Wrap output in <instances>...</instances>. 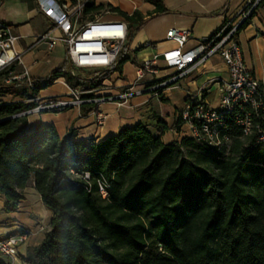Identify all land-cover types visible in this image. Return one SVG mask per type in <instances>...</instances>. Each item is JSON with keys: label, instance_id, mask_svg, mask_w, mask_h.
<instances>
[{"label": "trees", "instance_id": "16d2710c", "mask_svg": "<svg viewBox=\"0 0 264 264\" xmlns=\"http://www.w3.org/2000/svg\"><path fill=\"white\" fill-rule=\"evenodd\" d=\"M146 1L155 14L168 12L161 0ZM102 7L88 0L81 19ZM112 8L128 22L127 38L144 22L137 11ZM121 63L120 51L114 67L84 78L71 75L66 59L45 79L33 80L32 89L24 79L4 82L15 66L0 72V93L12 98L0 99V195L14 208L33 186L52 212L43 240L27 247L24 261L264 264V144L243 138L237 128L226 131L229 142L220 147L186 136L164 142L163 121L157 134L139 123L101 141L75 140L72 129L60 136L52 124L26 130L27 115L19 113L36 102L25 98L58 77L70 86L95 87ZM182 122L178 116L175 128ZM99 181L107 184L106 197Z\"/></svg>", "mask_w": 264, "mask_h": 264}, {"label": "crops", "instance_id": "0c3cea01", "mask_svg": "<svg viewBox=\"0 0 264 264\" xmlns=\"http://www.w3.org/2000/svg\"><path fill=\"white\" fill-rule=\"evenodd\" d=\"M0 1V19L7 23L17 36L13 50L19 54V61L12 65L16 71H9V75L21 73L26 69L32 80L45 79L67 59L65 46L58 43L49 49L45 42H36V37L44 33L49 26V19L37 11L36 0ZM103 2L118 7L128 15L137 11L139 17L144 20L123 44L125 49L120 69L112 71L103 80V84L108 87L98 92L117 94L125 86L135 82L136 69L145 59L174 46L171 41L165 40V34L170 28L187 29L190 37L185 48L194 47L217 30L225 20L233 19L246 0H161L168 10L163 14H155V6L146 0H94L95 4ZM92 18L80 20L84 22ZM235 40L242 49L245 65L261 85H264V8L255 9L251 19L237 32ZM156 66L158 77L171 72L170 68H165L161 56H158ZM87 70V75L96 71L93 68ZM74 71L76 75H80L75 69ZM149 78L150 76L146 75L134 88L145 87ZM214 78H228L227 69L218 55L210 56L168 86L156 91L144 90L131 96L124 105L112 100L103 102L98 107L82 105L58 112L30 114L27 116L26 130L31 131L38 124H52L60 136L72 129L75 140L101 141L124 127L139 123L145 125L153 134H157L158 121H163L167 130L161 135V139L164 142L179 141L184 136L189 137L186 123L182 122L175 128L179 113L188 102L194 103L202 99L208 105H216L218 93ZM69 86L63 77H58L40 88L36 96L44 98L66 94ZM0 99L8 102L12 98L10 94L1 92ZM97 109L105 114L102 125H98L96 121ZM51 216V210L43 204L33 186L24 188L23 198L14 208H7L3 196L0 195V238L14 235L21 229L27 231L25 241L19 245L17 256L10 258L0 254V260L6 264H28L23 259L27 247L37 245L43 240L45 232L49 229Z\"/></svg>", "mask_w": 264, "mask_h": 264}, {"label": "built area", "instance_id": "2783aa9c", "mask_svg": "<svg viewBox=\"0 0 264 264\" xmlns=\"http://www.w3.org/2000/svg\"><path fill=\"white\" fill-rule=\"evenodd\" d=\"M36 9L49 19L48 29L36 37V42H45L50 49L61 43L65 46L70 73L76 76L75 68H93L97 71L110 69L118 63V56L126 41L129 24L123 17L103 18L101 14L81 22V13L88 0H36ZM260 0H246L237 15L225 20L211 35L202 39L196 46L185 48L190 33L184 28H170L165 40L174 46L160 54H153L145 59L136 69L135 82L125 86L117 94L99 93L108 86L103 80L95 87L69 86L68 92L39 98L36 95L25 98L35 101V105L21 111L19 115L42 112H58L74 106L95 105L116 100L124 105L128 99L144 90L156 91L168 86L197 67L212 55H218L228 73L227 79L214 78L217 84L218 99L216 105H208L202 99L188 102L179 113L188 125V136L198 142L220 147L229 142L227 130L237 128L243 138H251L254 143L264 144V85L245 65L243 52L235 40L237 29L247 23ZM1 7V1H0ZM17 36L11 27L0 19V72L8 70L19 61V54L14 52L13 44ZM161 56L165 68L171 72L158 77L156 60ZM150 78L146 86L134 88L145 76ZM92 78V77H90ZM26 80L29 88L34 87L33 80L24 69L21 73L10 74L5 83L13 80ZM105 114L96 111V121L102 125ZM87 177V174L85 175ZM107 184L98 182L102 197L107 195ZM27 231L0 238V254L15 258L19 245L25 241Z\"/></svg>", "mask_w": 264, "mask_h": 264}, {"label": "rangeland", "instance_id": "374dc122", "mask_svg": "<svg viewBox=\"0 0 264 264\" xmlns=\"http://www.w3.org/2000/svg\"><path fill=\"white\" fill-rule=\"evenodd\" d=\"M99 4H102L103 5V7L102 8H100V9H98L97 11H94L93 13H90V14H87L86 15V17H90V16H92L93 14H95V15H99V14H101V15H105V16H117L118 15V13H116L114 10H113V8H112V6L110 5V4H107V3H105V2H103V3H98V4H96V5H99ZM125 46H123L122 47V49H121V53L123 54V52H124V48ZM75 70L80 74V76L81 77H84V78H88V70L87 69H83V68H75Z\"/></svg>", "mask_w": 264, "mask_h": 264}, {"label": "snow or ice", "instance_id": "6c2138e0", "mask_svg": "<svg viewBox=\"0 0 264 264\" xmlns=\"http://www.w3.org/2000/svg\"><path fill=\"white\" fill-rule=\"evenodd\" d=\"M3 61H0V63H2Z\"/></svg>", "mask_w": 264, "mask_h": 264}, {"label": "clouds", "instance_id": "9594fccd", "mask_svg": "<svg viewBox=\"0 0 264 264\" xmlns=\"http://www.w3.org/2000/svg\"><path fill=\"white\" fill-rule=\"evenodd\" d=\"M3 63V62H2Z\"/></svg>", "mask_w": 264, "mask_h": 264}]
</instances>
